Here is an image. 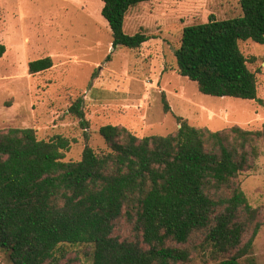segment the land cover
<instances>
[{
	"label": "trees",
	"instance_id": "16d2710c",
	"mask_svg": "<svg viewBox=\"0 0 264 264\" xmlns=\"http://www.w3.org/2000/svg\"><path fill=\"white\" fill-rule=\"evenodd\" d=\"M102 1L114 48H139L151 38L125 31L128 11L149 0ZM240 6L236 17L212 14L184 29L175 51L178 73L203 94L264 107L240 48L242 41L264 44V0H240ZM5 51L0 43V57ZM53 65L51 56L35 59L28 72ZM68 111L89 127L83 97ZM164 111H171L166 99ZM178 124L174 133L143 137L103 125L110 150L86 145L78 161L64 160L71 142L61 135L43 140L30 127L0 129V250L12 264H62L68 246L80 244L92 246V264H188L186 244L202 233L207 264H241L262 222L238 179L254 167L264 127L213 131L181 117ZM121 220L131 226L126 237L116 233Z\"/></svg>",
	"mask_w": 264,
	"mask_h": 264
},
{
	"label": "rangeland",
	"instance_id": "374dc122",
	"mask_svg": "<svg viewBox=\"0 0 264 264\" xmlns=\"http://www.w3.org/2000/svg\"><path fill=\"white\" fill-rule=\"evenodd\" d=\"M102 7V0H0V43L6 46L0 57V129L30 127L43 140L61 135L71 142L64 160L78 161L86 145L97 153L110 150L100 133L106 124L125 126L139 137L174 133L178 117L213 131L264 127V107L256 100L203 94L196 82L178 73L175 51L184 29L207 22L212 14L217 19L240 15V0L141 3L128 11L125 31H143L151 38L134 49L114 48ZM240 48L264 100V44L248 40ZM46 56L54 65L30 74L28 63ZM77 97L84 98L87 129L68 111ZM259 149L254 167L238 179L262 222L241 264H264V139ZM131 231L124 220L116 227L121 237ZM202 240L198 233L186 244L192 250L188 264L212 261ZM92 250L86 244L68 246L62 264H92ZM0 264H12L6 251L0 250Z\"/></svg>",
	"mask_w": 264,
	"mask_h": 264
}]
</instances>
